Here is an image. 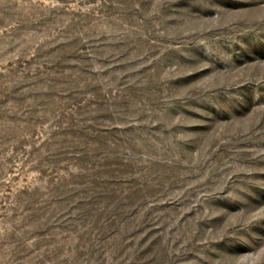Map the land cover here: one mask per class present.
<instances>
[{"label": "rangeland", "instance_id": "obj_1", "mask_svg": "<svg viewBox=\"0 0 264 264\" xmlns=\"http://www.w3.org/2000/svg\"><path fill=\"white\" fill-rule=\"evenodd\" d=\"M0 264H264V0H0Z\"/></svg>", "mask_w": 264, "mask_h": 264}]
</instances>
